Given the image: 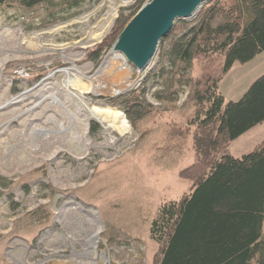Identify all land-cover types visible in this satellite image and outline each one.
<instances>
[{
    "label": "rangeland",
    "instance_id": "rangeland-1",
    "mask_svg": "<svg viewBox=\"0 0 264 264\" xmlns=\"http://www.w3.org/2000/svg\"><path fill=\"white\" fill-rule=\"evenodd\" d=\"M137 1L53 0L32 9L17 3L0 8V63L6 54L10 57L0 69V107L46 80L62 97L69 96L68 111L74 113L72 105L79 103L74 94H81L113 127L109 134L91 121L87 134L92 145L83 155L77 147L83 140L82 119H70L60 106L44 102L32 109L36 100L27 97L22 107L0 110V188L10 186L6 193H14L9 202L18 206L11 211L8 205L0 207L2 226L10 225L12 215L24 214L15 225L31 243L18 242L7 258L2 243V264H153L157 247L150 227L158 208L191 191L192 183L179 177L194 161L190 136L172 137L171 129H185L194 113L184 81L197 78L199 69L182 80L165 55L169 42L159 45L141 72L123 54L111 53L112 47L103 48L96 60L90 57L117 19H131ZM197 13L184 22L191 23ZM12 27L20 32L10 35L7 29ZM112 54L124 58L126 68L119 69V59L100 70ZM262 74L264 51L246 64L236 63L221 80L219 93L226 102L237 101ZM89 81L106 90H90ZM126 83L131 88L122 94L108 92ZM131 94L148 111L134 125L126 111L103 100ZM72 134L79 140H71ZM263 141L264 123L232 141L227 150L241 157ZM68 201L84 210L62 214ZM38 203L36 212L48 222L36 225L24 209Z\"/></svg>",
    "mask_w": 264,
    "mask_h": 264
},
{
    "label": "trees",
    "instance_id": "trees-1",
    "mask_svg": "<svg viewBox=\"0 0 264 264\" xmlns=\"http://www.w3.org/2000/svg\"><path fill=\"white\" fill-rule=\"evenodd\" d=\"M52 1L0 0V8L17 3L32 9ZM143 1H137V11ZM131 19H117L90 57L96 60L103 48H111ZM165 42V55L182 80L196 67L199 74L184 81L192 117L185 129H171L172 137L190 136L194 161L179 177L192 183L191 191L158 208L150 227L157 247L153 264H264V141L240 158L227 150L264 123V74L237 101L226 102L219 93L236 63L264 51V0H209L191 23L178 20L160 45ZM103 100L126 111L133 125L148 113L134 94Z\"/></svg>",
    "mask_w": 264,
    "mask_h": 264
},
{
    "label": "water",
    "instance_id": "water-1",
    "mask_svg": "<svg viewBox=\"0 0 264 264\" xmlns=\"http://www.w3.org/2000/svg\"><path fill=\"white\" fill-rule=\"evenodd\" d=\"M208 1L149 0L124 27L111 53L123 54L138 71H143L155 56L160 41L171 32L175 23L192 17Z\"/></svg>",
    "mask_w": 264,
    "mask_h": 264
},
{
    "label": "bare ground",
    "instance_id": "bare-ground-1",
    "mask_svg": "<svg viewBox=\"0 0 264 264\" xmlns=\"http://www.w3.org/2000/svg\"><path fill=\"white\" fill-rule=\"evenodd\" d=\"M7 32H9L10 35L14 34L16 35L18 32H20V29L17 27H12V28H8ZM5 33V32H4ZM16 33V34H15ZM10 57L8 56V54H6V56L1 60V65H0V69H2L3 65L5 64V62L9 59ZM121 60L123 63L119 66V69L123 70L125 69V61L124 58L116 55V54H112L109 58H107L105 60V62L103 63L102 67L100 68V70H103L105 68L106 65H108V63L110 61H116V60ZM113 66V65H112ZM104 72V71H103ZM131 74V73H130ZM69 75V74H68ZM80 75V74H79ZM69 80V79H68ZM114 80V79H112ZM120 80V79H119ZM106 81V80H105ZM118 81V80H117ZM122 81V80H121ZM129 81V80H128ZM76 82V81H75ZM74 82V83H75ZM116 82V81H115ZM68 83V82H67ZM108 83V82H107ZM87 84L89 85V89L94 91V92H98L101 91L102 89L106 90V87H102V88H98L96 85L93 84V82L89 81L87 82ZM49 86V85H48ZM46 80L42 81L41 83H39L37 86H35L33 89L26 91L25 93L19 94L18 96L15 97H11L8 101H6V103L0 107V110L3 108V110H7L9 108L12 107H19L23 105V103L25 102L24 100H26L25 98L29 97V98H34L36 100V103L34 104V106L32 107V109H34V107L37 105H41L42 103L46 102L47 103V107H53V108H57L58 106H60L61 108H63L64 110L67 111L68 115H70V119L71 118H75V117H79L80 119H82V125H83V132L81 133V135H79L80 137L83 138V140H81V142L79 143V145L77 147H79L80 150H82L83 155H86V153L88 152V150L90 149L92 143L91 140L87 134L88 132V128H89V123L91 121H95L97 122L104 131H106V133L110 134V131L113 130V127H109L107 125V123L105 122L104 118L101 117L100 115H98V113L96 112V110L94 109V105L91 104L89 101H86V99H84V97L81 94H74L75 97L77 98L78 102L76 105H72V109H74V113L68 111L69 107L67 106V104L65 103V98H69V96H64L62 97L60 95V93L57 91V89H52V87H48ZM64 86V85H63ZM131 88V84L126 83L123 86H119L116 85L114 86L111 90H109L108 92H110L113 96L118 95L123 93L124 91H126L127 89ZM7 90V88H5ZM69 89V88H68ZM70 90V89H69ZM106 92V91H105ZM98 95V94H97ZM103 95V94H102ZM37 98V99H36ZM70 99V98H69ZM27 101V100H26ZM31 106V105H30ZM68 108V109H67ZM13 109V108H12ZM16 109V108H15ZM18 113V112H17ZM18 116V115H17ZM21 116V115H20ZM19 116V117H20ZM22 117V116H21ZM67 131V130H66ZM74 137L71 138V140H79V136L78 135H74L72 134ZM78 149V150H79ZM79 152V151H78ZM82 155V154H81ZM54 155L51 156L49 159H53ZM85 157V156H84ZM47 159V158H46ZM36 161V160H35ZM34 162V161H33ZM41 162V161H40ZM29 165V164H28ZM24 169V168H23ZM29 170V169H28ZM25 171V170H24ZM83 207H81L80 205H78L77 203L75 204L73 201H68L65 202L64 206H63V213L62 214H68V213H76L77 211H83ZM87 212L88 215L92 216V219H96L95 215L93 214L92 210H87L85 211ZM77 216V215H76ZM81 216V215H80ZM59 220V219H58ZM65 222V221H64ZM66 223V222H65ZM63 226V225H62ZM68 226V225H67ZM100 233V228L97 229V231L95 232V234L93 235V237H95L96 241H97V236ZM96 251V250H95Z\"/></svg>",
    "mask_w": 264,
    "mask_h": 264
},
{
    "label": "crops",
    "instance_id": "crops-1",
    "mask_svg": "<svg viewBox=\"0 0 264 264\" xmlns=\"http://www.w3.org/2000/svg\"><path fill=\"white\" fill-rule=\"evenodd\" d=\"M233 157H235V156H233ZM235 158H240V157H235ZM8 189H10V186L8 187L5 184H4V188L3 189L0 188V207L7 206L8 205L7 210H10L11 211V210H14V208L15 209L16 208L18 209L17 204L15 205L14 203H10L9 202L10 201V198H11L10 195H12V193H14V192H12L10 194L9 193H6L8 191ZM27 190L28 189L26 188V191ZM1 192H3V193H1ZM39 205H41V203L35 204V205L31 206V207H26L24 209V212H27L28 213L27 214L28 215L27 217L30 218V220H31L30 223H32V224L34 223V224L38 225V224H41V223H47L48 222L44 216H40V214L36 212L37 209H38L37 207ZM11 214H13V213L11 212ZM19 216L14 217L12 215L10 217V221H9L10 225L9 226H2V221H1V217H0V245L2 243L5 244L4 245V249H3L4 250L3 256L6 257V258H7L8 254H9V251L11 249H14L13 247L16 246V245H18V242H21V243L25 242L26 244L31 245V243L29 242V238L23 237V236H20L19 235V234H24V233H22V232L20 233V229H17V225H15V221H16L17 218L20 219V218L25 217V215L23 214V215H19ZM22 230H24V226H23V229ZM13 235H15V236H13ZM6 236H10V237H6ZM1 254L2 253H1V249H0V264H2V255Z\"/></svg>",
    "mask_w": 264,
    "mask_h": 264
},
{
    "label": "built area",
    "instance_id": "built-area-1",
    "mask_svg": "<svg viewBox=\"0 0 264 264\" xmlns=\"http://www.w3.org/2000/svg\"><path fill=\"white\" fill-rule=\"evenodd\" d=\"M17 73L21 75L23 72L22 71H17ZM27 73L28 72L26 71V73H24V74L27 75Z\"/></svg>",
    "mask_w": 264,
    "mask_h": 264
}]
</instances>
